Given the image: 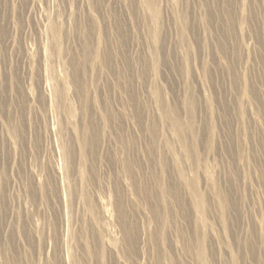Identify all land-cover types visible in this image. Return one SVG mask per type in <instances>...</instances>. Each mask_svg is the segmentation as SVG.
Here are the masks:
<instances>
[{"label":"rangeland","instance_id":"374dc122","mask_svg":"<svg viewBox=\"0 0 264 264\" xmlns=\"http://www.w3.org/2000/svg\"><path fill=\"white\" fill-rule=\"evenodd\" d=\"M0 264H264V0H0Z\"/></svg>","mask_w":264,"mask_h":264}]
</instances>
